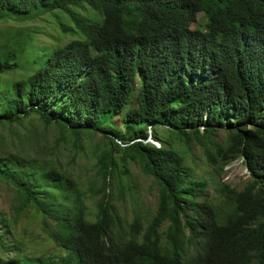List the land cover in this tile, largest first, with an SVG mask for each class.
Wrapping results in <instances>:
<instances>
[{
	"label": "trees",
	"instance_id": "trees-1",
	"mask_svg": "<svg viewBox=\"0 0 264 264\" xmlns=\"http://www.w3.org/2000/svg\"><path fill=\"white\" fill-rule=\"evenodd\" d=\"M198 12L205 28L192 29ZM46 13L75 38L37 51L25 39L0 47V125L38 115L76 135L102 132L104 196L90 219L71 174L0 154V180L15 188L9 213L0 211V264L32 263L18 240L34 223L55 245L35 264H264V0H0V21ZM23 54L35 55V68L7 79ZM174 141L202 145L220 171L242 158L250 180L191 193L195 178ZM115 152L156 180L150 219L128 223L110 201L111 179L122 193Z\"/></svg>",
	"mask_w": 264,
	"mask_h": 264
},
{
	"label": "rangeland",
	"instance_id": "rangeland-1",
	"mask_svg": "<svg viewBox=\"0 0 264 264\" xmlns=\"http://www.w3.org/2000/svg\"><path fill=\"white\" fill-rule=\"evenodd\" d=\"M83 13L87 12L81 9ZM66 24L72 21L59 13ZM206 18L203 12H198L196 20L191 24L192 29L205 28ZM75 38L62 33L61 26L51 13H46L38 19L26 22H17L13 18L0 21V47L5 44L15 45L17 41L23 43V39L31 40L32 46L36 48L42 46L63 45ZM24 44V43H23ZM37 51V50H36ZM37 54V53H34ZM34 54L19 56V66L12 73L7 74V79L15 80L28 76L35 68L32 63ZM134 107L133 97L128 103V108ZM165 129V128H164ZM161 133L163 129H158ZM149 132L153 131L149 129ZM102 132H82L80 135L74 134L69 129H63L56 123L49 125L38 116L32 115L23 119L19 123H9L0 125V154L6 155L11 152H19L38 160H49L61 171L69 173L77 182L84 193V201L87 207V216L94 219L97 212L98 201L104 196V179L98 165V157L110 146L104 140ZM151 135L148 140L151 144L159 147L163 143ZM226 136V131L222 130L219 139ZM173 147L184 157L185 167L195 182L188 185L189 191L216 193V184L227 183L238 190L243 189L250 175L247 171L243 159L239 158L227 164L222 171L211 166L206 159L204 148L200 144H193L189 149L183 142L174 141ZM114 156L118 160L117 172L118 183L122 186V193L117 189L116 182L108 186V191L112 196L110 201L115 205L117 213L125 221L131 223L135 215H140L145 219H150L157 210L159 201V186L153 176L144 173L140 166L134 161L121 159V153L115 152ZM15 196L13 185L0 180V211L9 213V201ZM217 199V197H216ZM10 227L13 233L18 232L19 218L9 214ZM25 222V219L22 218ZM145 226V225H144ZM21 239L20 250L30 260L31 264L37 257L49 254L54 242L47 238L37 223L28 225L24 229H19ZM60 254V253H59ZM6 253L0 248V257Z\"/></svg>",
	"mask_w": 264,
	"mask_h": 264
},
{
	"label": "clouds",
	"instance_id": "clouds-1",
	"mask_svg": "<svg viewBox=\"0 0 264 264\" xmlns=\"http://www.w3.org/2000/svg\"><path fill=\"white\" fill-rule=\"evenodd\" d=\"M149 137H150V136H149ZM149 137H148V139H149ZM148 139H147V140H148ZM149 142H150V141H149Z\"/></svg>",
	"mask_w": 264,
	"mask_h": 264
},
{
	"label": "built area",
	"instance_id": "built-area-1",
	"mask_svg": "<svg viewBox=\"0 0 264 264\" xmlns=\"http://www.w3.org/2000/svg\"><path fill=\"white\" fill-rule=\"evenodd\" d=\"M151 141V140H150Z\"/></svg>",
	"mask_w": 264,
	"mask_h": 264
}]
</instances>
